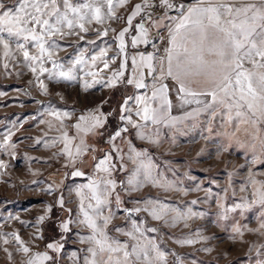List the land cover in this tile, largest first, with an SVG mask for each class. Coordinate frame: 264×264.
<instances>
[{
  "label": "rangeland",
  "instance_id": "1",
  "mask_svg": "<svg viewBox=\"0 0 264 264\" xmlns=\"http://www.w3.org/2000/svg\"><path fill=\"white\" fill-rule=\"evenodd\" d=\"M17 2L3 0L9 8ZM70 3L93 4L94 0ZM57 4L64 11L60 0ZM136 5L142 6L141 12L129 25ZM98 6L102 23L83 21L85 32L77 21L72 29L64 26L62 35L45 37L51 59L47 55L42 61L26 59L25 49L29 56L39 55L36 41L2 34L9 49L6 56L0 45V264H84L93 245L83 238L92 235V229L80 223L84 219L80 206L83 201L84 209L93 215L97 205L87 187L93 181L99 184L101 199L107 196L108 200L99 206L103 214L97 223L111 216L105 229L108 235L127 243L129 250L138 244L148 253L147 258L141 254L140 260L133 256L134 264H264V204L253 195L258 189L264 191V130L241 124L233 135L235 120L226 124L223 109L215 114L205 109L210 96H180L171 101L168 92L170 107L162 106L159 99L151 102V108L158 110V122L142 120L137 112L143 103L135 98L140 92L127 84L130 58L150 43L154 46L150 54L159 55L162 18L165 12L168 17L174 13H169L163 0H149L147 6L145 0H126L123 5L113 0L114 15L106 3ZM53 21L54 17L49 20ZM140 24L147 28L148 43L133 45L141 36ZM125 29L121 52L119 33ZM52 43L56 46L49 47ZM81 54L84 63H74ZM41 66L47 71L41 72ZM69 69L73 79L59 75ZM110 115L118 116L119 126L100 146L97 134ZM96 120L100 124L92 127ZM259 127L264 129V124ZM65 133L71 140L67 144L71 156L65 151ZM102 160H107L108 171L99 166ZM146 171L152 179H145ZM129 179L142 183L129 185ZM108 180L115 182V188L108 186L106 193ZM146 200L159 204H146ZM161 204L167 206L162 219L143 210ZM135 208L141 211L131 215L125 211ZM52 221H57V229ZM133 222L140 231H134ZM155 248L165 254V260L157 259ZM44 254L51 259H36Z\"/></svg>",
  "mask_w": 264,
  "mask_h": 264
},
{
  "label": "snow or ice",
  "instance_id": "2",
  "mask_svg": "<svg viewBox=\"0 0 264 264\" xmlns=\"http://www.w3.org/2000/svg\"><path fill=\"white\" fill-rule=\"evenodd\" d=\"M64 11H61L57 0H47L42 3L41 0H18L15 8H9L0 0V45L5 49V55H8L9 43L3 37V33H7L10 37H20L25 41L29 39L36 41L39 51L38 56H29L27 49L24 50L23 55L26 59L33 62L42 61L47 55L51 59V52L45 47L47 43L45 37L57 34H63V27L72 29L77 26V21H81L78 26L81 31H87L83 21L95 19L97 23L103 22V14L99 4L106 3L108 5V12L114 15L112 8L113 0H94L93 4L81 3L74 6L70 0H60ZM121 5L126 3V0H119ZM149 0H145L147 6ZM166 8H175L178 11L176 17H169L170 23L167 25L170 47L167 51V69L163 66L160 68V79L163 80L165 74L171 77L176 84L179 85L178 91L184 96L198 97L210 96L211 102L205 104V109L211 108L212 113L215 114L219 109H223L222 119L224 123H232L235 120V128L233 135L239 131L241 124H251L256 128L257 132L262 131L259 126L264 124V0H196L194 4L185 7L183 5H174L170 0H163ZM51 6V10H48ZM141 5L135 6V11L132 16L128 18L127 23L131 25L132 19L141 12ZM83 9H88L87 15L83 13ZM71 14V19L69 15ZM48 17V18H44ZM54 17L52 23L49 22ZM37 28L42 29L38 32ZM141 36L133 40V45L137 41L148 43L147 28L144 24L139 25ZM127 29L119 33L120 51H124V36ZM107 35V32L104 33ZM55 43L49 47H55ZM24 48V45H19ZM104 53L102 52L101 55ZM95 61L97 57H92ZM153 56H141L140 61L145 63L150 71H155L152 65ZM74 63H84L83 55L76 59ZM133 63H136L133 58ZM245 63L250 64L251 68L244 67ZM53 65L57 66L53 61ZM108 67L107 62L104 64ZM35 71V69H33ZM40 71L44 72L47 69L40 67ZM95 75V73H88ZM114 74V78L117 75ZM61 77L66 79H73V72L61 71ZM112 83L111 81L109 82ZM133 83V81H129ZM197 84L202 86V90H194L191 85ZM87 87V85H85ZM137 88H144L143 78L136 82ZM154 91L151 98L147 99L143 96L137 97V103H143L141 111L137 115L144 121L151 120L153 123L158 122V110L150 107L151 100L159 99L161 105L170 107V100L168 99V85L156 84L152 85ZM46 91V89H45ZM191 102V101H185ZM200 103L199 100L195 101ZM59 115V114H57ZM68 116V113H64ZM84 117H81L83 120ZM123 119V117H122ZM128 122L132 123L131 118L128 117ZM100 124L96 120L92 127ZM139 128V125H133ZM78 130L80 125L75 126ZM126 131V129H125ZM120 133L117 132L116 136ZM66 140L65 151L71 156V152L67 149V144L71 140L64 136ZM83 143V141H81ZM264 144V141H262ZM80 149H77V153ZM137 156L142 153L137 152ZM131 158V157H130ZM109 156L107 160H110ZM107 160L100 161V167L104 171H108L104 165ZM146 169L150 167L142 165ZM75 175H82L76 172ZM136 175H139L137 170ZM145 179H152L150 172H145ZM129 185L138 186L142 181L129 179ZM155 183V180H153ZM255 183V181H253ZM108 186L115 188V182L108 180L105 186V192L108 191ZM92 198L96 201V208H93V215H90L84 209L83 201L81 202L80 210L83 213L84 219L80 223L85 224L92 229V235L84 237L83 240L90 242L93 247L88 249L89 255L84 258V264H134L132 257L136 260L141 259V254L147 258V251L140 249L139 245H132L129 250L127 243L121 244L120 241L110 237L105 231L111 221V216L103 217V223L98 224L97 219L103 214L100 205L107 204V196L101 199L98 194L99 184L93 181L87 186ZM258 195L260 202L264 204V191L259 189L253 193ZM63 205V201H60ZM116 203L119 205L120 198L116 197ZM146 204H159V201L146 200ZM91 208L92 206L89 205ZM167 206L160 205L159 207L145 208L144 211H150V214L155 219H162ZM129 211L140 212V208H135ZM43 217H41V220ZM134 231H140L135 227ZM264 226V225H262ZM67 230L68 225H63ZM121 231V229H117ZM132 239H136L133 232L125 233ZM18 239V237H17ZM191 243V241H189ZM49 248L59 251L56 245L50 244ZM155 247V246H154ZM25 253L29 251L28 248L23 249ZM157 252V259L165 260V254L155 248ZM37 260H49L47 254L37 256ZM29 264H35V261H29Z\"/></svg>",
  "mask_w": 264,
  "mask_h": 264
},
{
  "label": "crops",
  "instance_id": "3",
  "mask_svg": "<svg viewBox=\"0 0 264 264\" xmlns=\"http://www.w3.org/2000/svg\"><path fill=\"white\" fill-rule=\"evenodd\" d=\"M195 2H196V0H193L191 2H180V3H181V5L184 4L185 7H187L190 4H194ZM176 5H180V4H176ZM169 13L170 14L174 13V14L170 15V17H173V18L178 15V12H175V11L173 12L172 9H169ZM167 15H168V13H167ZM168 18L169 17L166 16V12H165V16L162 18V19H164V24L162 23L163 27L161 28V31H162L161 32V38H163V44H162L163 47H162V49H160L159 55L149 54V55L153 56L152 65H153V68L155 69V71H150L149 68L146 66V64L140 61V57L143 55L141 49L140 50L136 49L132 53V55H131L132 57L130 58L131 72L129 74L127 84L130 85L131 87H134L136 89V91L138 90L140 92L138 97L143 96L146 98V100L151 98V96H152V92L154 91V89L152 87L153 84H156L157 86H159L160 84L168 85V96H169V99L171 101L174 98H177L180 96L188 97V96H184V94H182L178 91L179 85L176 84V82L171 77H168L165 74L164 79L163 80L160 79V68H161V66L164 67L165 73H166V69H167V51H166V49H168L170 47L168 28H167V25L170 23V21ZM157 22H159V21H157ZM146 56H148V55H146ZM133 58H135L136 63H133ZM244 67L251 68L252 66L248 63H245ZM141 78H143V83L146 85V87L137 88L136 82L140 81ZM130 80L133 81V83H129ZM191 87L194 90H202V86L197 85V84H192ZM135 98H137V97H135ZM151 102H152V100H151ZM151 102H150V107H151Z\"/></svg>",
  "mask_w": 264,
  "mask_h": 264
},
{
  "label": "trees",
  "instance_id": "4",
  "mask_svg": "<svg viewBox=\"0 0 264 264\" xmlns=\"http://www.w3.org/2000/svg\"><path fill=\"white\" fill-rule=\"evenodd\" d=\"M179 2H191L193 0H177ZM118 116H107V121L105 122V125L103 126L102 129H100V133L102 132V134L100 135V133L97 134V138L99 139V145L101 146V143L103 145L104 140H106L107 138H109L118 128L119 124H118ZM102 130V131H101ZM100 136H102L100 138ZM56 211V209H55ZM55 216V214L53 215ZM58 221V220H57ZM57 221H52L51 222V226L56 227L57 229ZM50 264V263H48Z\"/></svg>",
  "mask_w": 264,
  "mask_h": 264
},
{
  "label": "built area",
  "instance_id": "5",
  "mask_svg": "<svg viewBox=\"0 0 264 264\" xmlns=\"http://www.w3.org/2000/svg\"><path fill=\"white\" fill-rule=\"evenodd\" d=\"M152 51H154V46L150 43V45L147 46V47L142 51V54H143L144 56H146V55L152 53Z\"/></svg>",
  "mask_w": 264,
  "mask_h": 264
}]
</instances>
